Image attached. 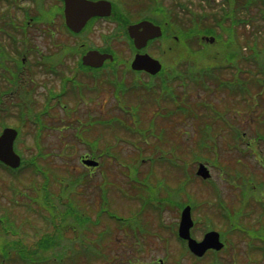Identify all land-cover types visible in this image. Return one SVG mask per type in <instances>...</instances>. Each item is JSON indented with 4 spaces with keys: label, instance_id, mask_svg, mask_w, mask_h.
<instances>
[{
    "label": "rangeland",
    "instance_id": "374dc122",
    "mask_svg": "<svg viewBox=\"0 0 264 264\" xmlns=\"http://www.w3.org/2000/svg\"><path fill=\"white\" fill-rule=\"evenodd\" d=\"M110 1L123 18H132L126 22L147 17L162 26L164 35L145 51L160 61L164 75L151 77L119 66L129 65L133 53L112 20L71 36L59 27L61 14L54 13L60 2L41 0L47 16L56 15L53 36L44 37L39 24L28 28L34 46L30 62L35 65L22 71L21 81L5 84L4 78L0 84L1 89L8 87L10 94L4 95L13 103L5 122L21 127L15 152L26 160L16 172L0 169V250L17 240L32 251L25 264H49L43 257L53 249L42 250L39 239L62 234L65 249L58 247L56 253L69 256L65 264H160L159 258H164L163 264H175L173 256L179 257L181 248L170 228L178 224L180 213L170 204L177 198L176 203H188L178 193L184 185V195L189 191L197 204L192 211L193 238L215 230L225 249L200 259L180 256L183 263L264 264V241L255 239L257 232L264 237V0H248L252 5L244 9L239 6L246 0H231L233 13L227 0ZM21 6L36 14L33 2L26 0ZM21 6L7 8L3 3L0 10L9 9L21 19ZM194 22L204 31L201 35L190 30L197 26ZM181 33L188 36L181 38ZM13 34L18 36V30ZM7 36L0 41L13 52V40ZM91 46H108L118 54L116 75L104 69L98 78L77 68L76 60ZM47 57L55 68L42 63ZM188 64L195 69L189 74ZM211 65L217 66L221 80L231 81L233 93L219 90L216 80L204 79L202 86L191 81ZM174 71L183 72L171 82L175 97L161 83ZM130 83L149 89L130 91L134 89ZM65 85L59 103L55 94ZM24 90H30L26 112L37 114L45 108V94L54 92L49 110L41 113V124L34 116L22 124L17 119L16 105ZM116 91L125 92L119 105ZM65 103L69 116L60 107ZM37 141L43 147H37ZM89 151L102 162L94 173L80 162ZM107 154H116V162ZM30 159L32 168L27 164ZM197 160L210 169L207 180L195 175ZM158 196L167 206L160 221L167 228L159 229L158 213L149 203L146 211L141 206L146 198ZM46 245L42 243V248ZM16 260L12 254L5 260L0 257V264H23Z\"/></svg>",
    "mask_w": 264,
    "mask_h": 264
},
{
    "label": "water",
    "instance_id": "95a60500",
    "mask_svg": "<svg viewBox=\"0 0 264 264\" xmlns=\"http://www.w3.org/2000/svg\"><path fill=\"white\" fill-rule=\"evenodd\" d=\"M64 2L66 24L75 32L80 31L90 17L95 15L108 16L111 10L110 3L106 0H64ZM128 29L129 34L133 39L134 46L137 49L145 47L149 40L160 37L162 34L159 26H156L147 20L133 24ZM212 40L213 39L210 38V41ZM107 58L111 59L112 57L109 54L99 53L94 50L89 51L83 56L82 61L85 65L99 67ZM131 66L135 70L146 71L150 74H156L161 69L159 61L153 59L148 54L135 55ZM16 135V130L12 128H5L0 135V161L13 168L20 164V158L13 150V143ZM83 162L91 166L97 165L96 162L91 160H84ZM197 174L201 175L203 178L209 176L208 171L203 165L199 166ZM192 225L193 222L190 215V207L186 206L181 213L178 235L187 241V245L193 254L201 257L208 249L219 250L223 247V244L219 240V234L215 231L207 232L201 241H196L191 238L190 228Z\"/></svg>",
    "mask_w": 264,
    "mask_h": 264
},
{
    "label": "trees",
    "instance_id": "16d2710c",
    "mask_svg": "<svg viewBox=\"0 0 264 264\" xmlns=\"http://www.w3.org/2000/svg\"><path fill=\"white\" fill-rule=\"evenodd\" d=\"M26 1V0H25ZM29 1H33V0H29ZM6 4L7 8L11 7V6H21L22 1L21 0H0V5L1 4ZM23 8H21V12L25 13V15L23 14V16H21V19H16V15L12 14L11 10H5V11H1L0 10V38L4 37V35H6L7 33L10 32V30L15 29L13 31V33L18 30L19 35L15 36L13 33L12 35H8L7 38L9 39L8 41H12V51L10 52L7 48L6 43L1 40L0 41V84L3 85V81L5 78V84H7V81H11V82H17V81H21V74L22 71H20V60L22 55L24 57H26V60H28V57L30 55L34 54V46L33 43H31L29 37L26 34V30H28V22L26 21H21L24 20L22 17L28 16V8L26 6H21ZM115 10V9H114ZM114 16L121 18L120 17V13L119 11L116 9L114 12ZM207 16L208 19H210V17L208 15ZM37 17V16H36ZM36 17L34 19H36ZM192 19V18H191ZM207 19V20H208ZM17 20V21H16ZM201 20V19H200ZM206 20V22H208ZM16 23H15V22ZM34 21V20H32ZM205 21V20H204ZM34 24V23H31ZM198 22H194V25H198ZM203 24V23H202ZM49 25V24H48ZM200 25V24H199ZM188 35L181 33V38H186ZM28 40V42L26 41ZM30 41V42H29ZM16 51V52H15ZM29 61V60H28ZM26 65H30L29 68L31 66H33L34 64H26ZM177 65V64H176ZM190 64L186 65V69H188V66ZM176 67V66H175ZM190 70H194L192 68H189ZM176 72V71H175ZM201 75H209L210 77L212 76L213 72H211V67L207 66L205 69L201 70ZM208 76V77H209ZM212 79V78H211ZM206 80V79H205ZM208 80V79H207ZM202 81V80H200ZM196 82H198V80H196ZM203 81L200 83L202 84ZM5 88L1 89L0 86V126L3 127L4 125L7 124V122H5V119L9 116V106L13 103H11L10 98L8 96H5L4 93L10 94V91L8 89V87L4 86ZM203 87H206V84H203ZM8 89V90H7ZM30 91V90H28ZM25 91V92H21L20 96V103L17 104L16 109H18V118L20 123L22 124L23 122L25 123L27 120V117H31L34 116V113L32 111H27L26 110L28 108H30V105H28V103L30 102V92ZM24 110V111H22ZM11 115V114H10ZM37 116V120H41L40 119V115H36ZM38 146V143L36 145ZM26 160L24 158H22V162L21 165L18 169L12 170L9 169L8 167L0 164V169L4 170V171H10V172H16V170H19L23 167L24 164H26L25 162ZM32 159L27 161V164L29 165V167H33V163H32ZM186 199L187 202H190L189 198H188V194L186 193ZM110 218L116 219V220H123V218H118V217H114V216H110ZM264 227H262L261 229H263ZM236 230H242L239 227L235 228ZM242 232V231H240ZM244 233V232H243ZM61 234V233H59ZM262 234H260L259 232L256 233V237L255 239L258 240L260 239V241H264V237L261 236ZM62 237L61 235L58 234H54V235H43L39 240V244L38 246L42 249V250H48V249H53V252L50 254L49 256V260L50 261H55L56 264H65V259H67V255L62 254V252L60 253H56V249L58 247H62V249H65V246H63L62 244H60V239ZM177 239L179 240V247L181 248V251L179 252V257L178 256H173V263L175 264H186L183 263L182 260L180 259L183 255L185 257V255H188L190 258H195L193 255L190 254V252L188 251V249L186 248V242L179 239L177 237ZM46 243L47 245L45 246V248H42V243ZM264 246V244H263ZM13 249H17L18 250V256H17V262L18 263H23L25 264L29 259H31V255H32V251L27 250L24 246H21L18 242L13 243V245L11 246ZM39 249V248H38ZM225 249V248H224ZM34 251V250H33ZM224 251V250H223ZM181 256V257H180ZM183 257V258H184ZM167 258V257H166ZM217 261V260H215Z\"/></svg>",
    "mask_w": 264,
    "mask_h": 264
},
{
    "label": "flooded vegetation",
    "instance_id": "af4514ba",
    "mask_svg": "<svg viewBox=\"0 0 264 264\" xmlns=\"http://www.w3.org/2000/svg\"><path fill=\"white\" fill-rule=\"evenodd\" d=\"M92 1H97V0H92ZM63 2V1H62ZM61 4V3H60ZM113 12V11H112ZM121 13H123V12H121ZM120 17L121 18H118V17H116V16H114V17H105V16H103V15H97V16H93V17H91L88 21H87V23H86V25H85V27L83 28L84 29V31H86L87 29H88V27H93L94 26V24L95 23H100V24H105V22H108V21H111V23H112V27L115 29V31L116 32H120V33H122V34H124V33H126L127 32V28H128V26L129 25H132V23H135V22H138L139 20H141V19H146V18H139V19H137V20H133V22H132V20L131 21H129V22H126V19L127 18H130V19H132L131 17H128V16H126L125 18H123L121 15H120ZM39 25H41V28L39 29L41 32H42V35L44 36V37H48V38H50V37H52L53 36V29H54V24H52V25H48V24H39ZM88 26V27H87ZM60 29L61 30H65L68 34H71L70 33V31L65 27V26H63L62 24H60ZM112 28V29H113ZM83 29H82V31H83ZM113 29V30H114ZM194 29H200L199 27H192V28H190V30L192 31V30H194ZM81 31V32H82ZM194 31H196V30H194ZM81 34H77V36L76 37H78V36H80ZM87 44V43H86ZM89 44V43H88ZM85 47H86V45H84ZM88 46V45H87ZM93 48H96V47H93ZM91 49V48H90ZM137 52V51H136ZM139 52H141V53H144L145 52V50H141V51H139ZM131 55H132V44H131ZM43 63V62H42ZM45 63H47V61H45ZM49 64L50 63H52V62H48ZM40 65V64H39ZM52 66L55 68L56 67V65L55 64H52ZM25 69V68H24ZM165 78V82H166V85L172 90V91H174V86H173V84H171V82L172 81H174L175 82V80H176V78L174 77V76H172V75H167V76H165L164 77ZM231 93H233V92H231ZM40 141V140H39ZM40 143V142H39ZM41 144V143H40ZM4 252H5V256H4ZM7 253H9L7 250L6 251H3V250H0V256H2V258H7Z\"/></svg>",
    "mask_w": 264,
    "mask_h": 264
}]
</instances>
